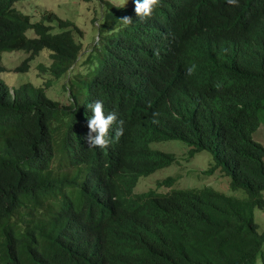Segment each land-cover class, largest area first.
I'll return each instance as SVG.
<instances>
[{
    "label": "trees",
    "instance_id": "1",
    "mask_svg": "<svg viewBox=\"0 0 264 264\" xmlns=\"http://www.w3.org/2000/svg\"><path fill=\"white\" fill-rule=\"evenodd\" d=\"M19 1L0 0V74L5 71L2 52L28 54L17 71H27L43 50L51 61L39 65L45 76L40 85L26 82L11 88L0 77V264H264V230L255 218L256 210L264 208V148L251 139L238 143L231 133H216L207 148L212 159L199 173H222L227 190L196 184L133 193L140 178L174 159H152L148 149L140 152L146 139L136 131L121 135L104 151L86 146L83 138L89 129L80 103L91 100L99 80L106 82L115 74L92 73L89 82L86 75L71 76L68 97L53 98L47 90L75 64L83 31L53 12L33 19L16 7ZM193 4L199 6L201 0H172L157 13L177 20L187 16ZM211 17L217 19L214 13ZM107 24L104 21V31ZM239 35L243 67L252 64L257 69V86L251 92L263 98L264 31ZM205 41L201 32L182 40ZM114 58L102 46L81 64L86 72L87 60L102 68ZM192 82L211 93L208 75L198 73ZM250 82L242 76L237 85ZM162 87L164 95L150 103L157 110L174 104L173 98L167 99L168 86ZM62 88L66 93L65 84ZM116 110L131 122L141 118L140 111L121 105ZM246 113L236 110L233 118L242 122ZM146 125L153 138L184 141L191 146L190 156L205 148L208 128L202 120L181 128L148 119ZM137 154V159H127ZM85 160L93 173L83 167ZM171 181L161 179L156 186L169 187ZM90 206L95 211L82 212Z\"/></svg>",
    "mask_w": 264,
    "mask_h": 264
},
{
    "label": "clouds",
    "instance_id": "2",
    "mask_svg": "<svg viewBox=\"0 0 264 264\" xmlns=\"http://www.w3.org/2000/svg\"><path fill=\"white\" fill-rule=\"evenodd\" d=\"M171 1L122 0L115 3L104 0L105 8H109L102 13L103 20L108 23L106 30L104 21L96 26L99 30L91 45L82 43L78 59L71 66L74 73L70 70L65 74L67 91L71 76L86 75L85 80L89 82L92 73L112 71L115 74V78L106 82L99 80L91 100L80 103L85 109L81 116L85 119L83 123L89 129L83 138L86 146L91 151H104L121 135L136 131L146 139L140 152L148 149L152 159H174L168 167H172L176 159H193L202 151L207 153L200 159H212L207 148L212 145L216 133H231L238 143L251 139L264 148V97L259 98L251 92L257 86L253 76V70L257 69L252 64L243 67L237 50L241 45L238 31L242 37L264 31V0H201L199 6L193 4L187 16L166 20L157 10L170 5ZM212 13L217 16L216 20L212 19ZM191 32L205 34L206 41L203 44L183 43V37ZM102 46L112 51L115 58L102 68H96L97 65L88 60ZM87 57L90 70L85 72L81 63ZM152 65L157 69H151ZM198 73L211 78V93H205L192 82ZM242 76L250 79L249 85H237ZM162 85L168 86L167 99L173 98L174 104L157 110L150 103L164 95ZM67 91L65 98L69 94ZM117 105L140 111L141 118L131 122L122 111L116 110ZM146 110L149 112L144 113ZM236 110L247 112L246 120L237 123L233 118ZM228 111L231 114H227ZM147 119L175 128L204 121L208 128L204 150L190 156L191 146L180 139L151 137ZM137 157L138 154L127 159ZM83 159H87L86 155ZM83 167L94 172L88 160ZM163 179H172L167 189L182 188L174 185L176 177ZM90 211L95 209L90 206L82 210Z\"/></svg>",
    "mask_w": 264,
    "mask_h": 264
},
{
    "label": "rangeland",
    "instance_id": "3",
    "mask_svg": "<svg viewBox=\"0 0 264 264\" xmlns=\"http://www.w3.org/2000/svg\"><path fill=\"white\" fill-rule=\"evenodd\" d=\"M110 1L115 3L122 2V0ZM16 7L36 20H39L44 13L48 12H53L62 19H69L83 31L82 42L88 47L97 33L96 26H100L105 20L102 18L103 11L109 10V8H105L104 0H23V2L19 1ZM47 51L43 50L42 53L31 60L27 71H17L16 67L22 63L28 54L23 51L2 52L1 62L5 67V71L0 74V77L11 88L26 82H31L35 85L44 83L43 77L45 76L40 71L39 65L41 63L50 64L51 59ZM46 75H48L47 71ZM58 81V85H51L47 91L53 98L57 100L63 99L64 101L66 93H63L64 88H62V85L68 82V78L66 76ZM67 92L69 93V91ZM206 153V151H202L189 161H185L184 158L176 159L172 167L160 169L147 177L141 178L133 188V193H141L149 189H167L165 185L156 186L157 181L167 176L176 177L174 185L179 187H194L196 184H206L219 190H227L228 180L222 173L218 171L209 175L199 173L201 167H204L207 161V157L205 159L200 158ZM255 218L259 229L264 230V208L256 210Z\"/></svg>",
    "mask_w": 264,
    "mask_h": 264
}]
</instances>
